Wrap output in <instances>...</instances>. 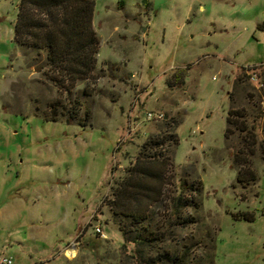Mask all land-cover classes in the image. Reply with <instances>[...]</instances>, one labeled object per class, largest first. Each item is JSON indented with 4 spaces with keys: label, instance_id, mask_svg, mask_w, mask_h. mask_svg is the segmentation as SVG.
<instances>
[{
    "label": "rangeland",
    "instance_id": "1",
    "mask_svg": "<svg viewBox=\"0 0 264 264\" xmlns=\"http://www.w3.org/2000/svg\"><path fill=\"white\" fill-rule=\"evenodd\" d=\"M17 3L0 0V253L264 264V0H94L95 77L70 91L45 50L13 41ZM152 138L161 195L132 226L111 192Z\"/></svg>",
    "mask_w": 264,
    "mask_h": 264
},
{
    "label": "trees",
    "instance_id": "2",
    "mask_svg": "<svg viewBox=\"0 0 264 264\" xmlns=\"http://www.w3.org/2000/svg\"><path fill=\"white\" fill-rule=\"evenodd\" d=\"M93 11L94 0H18L13 41L45 50L50 80L59 89L70 91L77 82L95 77L99 38L92 22ZM178 78L181 81V74ZM87 113L86 109L81 125H86ZM69 117L73 118L71 114ZM226 121H232L229 114ZM148 143L152 155L136 156L126 178L111 192L113 213L128 216L132 226L140 223L151 202L159 199L161 188L150 179L161 182L163 166L168 163L163 140L152 138Z\"/></svg>",
    "mask_w": 264,
    "mask_h": 264
},
{
    "label": "built area",
    "instance_id": "3",
    "mask_svg": "<svg viewBox=\"0 0 264 264\" xmlns=\"http://www.w3.org/2000/svg\"><path fill=\"white\" fill-rule=\"evenodd\" d=\"M264 67V66H263ZM252 79H256L257 78V75L256 74H253V76L251 77ZM261 85V84H260ZM152 117H157V118H160L162 117V114L161 113H152V112H147L146 113V118L147 119H150ZM94 230L101 236V237H105V234L102 232V230L100 229V227L98 225L94 226ZM74 245V242H71V246ZM72 248L68 247L66 248V251H69L71 250ZM12 263V259L11 257L9 256H6L2 253H0V264H11Z\"/></svg>",
    "mask_w": 264,
    "mask_h": 264
},
{
    "label": "bare ground",
    "instance_id": "4",
    "mask_svg": "<svg viewBox=\"0 0 264 264\" xmlns=\"http://www.w3.org/2000/svg\"><path fill=\"white\" fill-rule=\"evenodd\" d=\"M68 252L72 254V253L74 252V249H71V250H69ZM68 255H69V254H68Z\"/></svg>",
    "mask_w": 264,
    "mask_h": 264
},
{
    "label": "crops",
    "instance_id": "5",
    "mask_svg": "<svg viewBox=\"0 0 264 264\" xmlns=\"http://www.w3.org/2000/svg\"><path fill=\"white\" fill-rule=\"evenodd\" d=\"M92 22H93V20H92ZM74 237H75V235H74Z\"/></svg>",
    "mask_w": 264,
    "mask_h": 264
}]
</instances>
